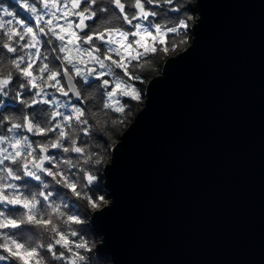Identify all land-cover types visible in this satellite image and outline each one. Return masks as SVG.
Instances as JSON below:
<instances>
[{"label": "water", "instance_id": "1", "mask_svg": "<svg viewBox=\"0 0 264 264\" xmlns=\"http://www.w3.org/2000/svg\"><path fill=\"white\" fill-rule=\"evenodd\" d=\"M193 8L192 46L110 148L88 219L109 264H264V0Z\"/></svg>", "mask_w": 264, "mask_h": 264}, {"label": "snow or ice", "instance_id": "2", "mask_svg": "<svg viewBox=\"0 0 264 264\" xmlns=\"http://www.w3.org/2000/svg\"><path fill=\"white\" fill-rule=\"evenodd\" d=\"M182 5L181 0H21L17 6L26 18L18 20L2 9L0 97L15 87L23 90L15 92L22 105L24 94L33 99L27 113L0 114V264H43L42 257L47 264H90L79 189L68 180L86 176L95 182L83 157L96 151L89 140L98 136L97 125L120 114L124 118L111 123L124 125L130 102L146 98L148 87L142 90L137 82L143 85L157 71L161 57L177 53L176 58L192 46V17L181 19L188 10ZM6 102L0 99V106ZM86 199L99 209L105 195ZM57 213L63 214V226L46 246L37 244Z\"/></svg>", "mask_w": 264, "mask_h": 264}, {"label": "clouds", "instance_id": "3", "mask_svg": "<svg viewBox=\"0 0 264 264\" xmlns=\"http://www.w3.org/2000/svg\"><path fill=\"white\" fill-rule=\"evenodd\" d=\"M17 3H21V0H17ZM182 6L185 7V5L183 4ZM186 17H191L190 15H188L186 12L181 16V19H185ZM199 20V14L197 16V21ZM194 25L190 26L189 28H193ZM192 35V33H191ZM195 37L192 36V40H194ZM12 90L9 89V94ZM9 96V95H8ZM16 96V95H15ZM33 98L29 97L23 100V105L24 108L27 109V106L29 105V103L31 102ZM131 113V109H129V113ZM7 117V116H6ZM124 116L123 114H120L118 116H108L106 121H101L98 125H97V129L99 131V133H104L105 135H108L109 137H111L112 133L115 132L116 130H118L117 126H114L111 121L114 119H123ZM39 121L32 125L33 128H38L39 127ZM96 130V129H94ZM89 144L92 146L93 149H95L96 151H93L91 153L90 156H85L83 157V159L87 160V163L83 165V168L85 170V172H90L92 174V176L96 177V180L94 183L92 182H87L86 180V176L84 178H80L78 177L75 181L69 179L68 183H75L78 186L79 189V202L81 204V206H83L84 208L87 209H91L93 210V212H96L97 210L100 209H105L107 207H109L112 203V199H111V203H109L108 200H104L101 205L100 208H95L92 207L91 204L88 202V200L86 198L93 196V194L95 195V197H100L101 196V190L104 192V195H107V190L105 189L104 185L106 183V178H105V171L106 168L112 163V158H113V151L111 149H109L106 146H101L99 144L95 143L94 138L89 140ZM47 147H50V144L46 143ZM85 151L87 152V148L85 149ZM109 155H111V163H108L106 160V157H108ZM75 163V162H73ZM72 166V165H69ZM55 179V178H53ZM59 183L61 185L65 184V181L63 179H61L59 181ZM87 183V187H85V184ZM99 186V190L96 191L95 188L96 186ZM71 196L73 198H76L77 193L76 192H72ZM62 213H57L55 217H53V228L51 229H45L44 231L40 232L39 238L36 239V243L37 244H41L44 243L46 246V242L49 238V236H51L52 232L57 228V227H62L63 225L60 224V217L62 216ZM103 240V238H102ZM42 262L43 264H47L46 258L42 257Z\"/></svg>", "mask_w": 264, "mask_h": 264}, {"label": "trees", "instance_id": "4", "mask_svg": "<svg viewBox=\"0 0 264 264\" xmlns=\"http://www.w3.org/2000/svg\"><path fill=\"white\" fill-rule=\"evenodd\" d=\"M181 3H183L185 5V8L188 9L186 13L192 17V20L189 21L190 23H192L196 16V13L193 8L194 0H181ZM17 5H18L17 0H16V3H14L13 0H0V15L3 14L2 9L6 8L8 11L16 14L15 19H25L26 18L25 11L21 10ZM6 19H11V18L6 17ZM189 39H190V35H189ZM186 46L187 45H185L183 48H185ZM183 48L178 49V51L182 50ZM173 54L175 53H171L170 55H173ZM166 57L168 56H163L159 59V61L156 63L157 71L153 72L152 75L148 76L147 79L144 80L143 85H140L139 82H137V87L141 88L142 90L144 89L146 82L151 77L157 75L160 72L161 65ZM4 63H7L6 59L4 60ZM10 89L12 91L10 92L8 97H0V99H4L7 101L2 107H0V114L4 116H18L21 114V109H23V111L27 113L28 109H25L24 105L21 104V98H19V100L17 101V97L15 96V92L19 89L15 87H11ZM19 91L23 92V90H19ZM29 97H30L29 95L24 94L22 96V99H26ZM141 105H142V102H135V101L130 102L129 107L131 109V113L128 114L125 124L117 126L118 130L113 132L111 137H109L108 135H105L104 133H99L97 137H94L95 143L101 146H106L110 149L111 146L114 145V143L119 139L121 132L124 130L126 125L131 121L132 116L141 107ZM33 139H36V138L34 137ZM105 141H107L106 145H105ZM106 160L109 161V156L106 157ZM101 195H104V192L102 190H101ZM105 199L108 200L107 195H105ZM77 204L79 207L78 214L81 215L82 219H84L85 225H87L86 229L81 232V235L84 237V239H86L89 242V245L92 248V252L89 254L90 264H109V260L107 258H100L99 256H97L95 252V243H97L98 238L92 232V228L88 224V219H89V216L92 210L84 208L83 206H81L80 202H77ZM3 264H9V262H3Z\"/></svg>", "mask_w": 264, "mask_h": 264}, {"label": "rangeland", "instance_id": "5", "mask_svg": "<svg viewBox=\"0 0 264 264\" xmlns=\"http://www.w3.org/2000/svg\"><path fill=\"white\" fill-rule=\"evenodd\" d=\"M29 15H30V14H29ZM17 20H18V19H17ZM190 24H191V23L189 22V25H190ZM18 100H19V98H17V101H18ZM3 105H4V104H3ZM3 105H2V106H3ZM2 106H0V107H2ZM95 244H96V243H95Z\"/></svg>", "mask_w": 264, "mask_h": 264}, {"label": "flooded vegetation", "instance_id": "6", "mask_svg": "<svg viewBox=\"0 0 264 264\" xmlns=\"http://www.w3.org/2000/svg\"><path fill=\"white\" fill-rule=\"evenodd\" d=\"M30 135V134H29Z\"/></svg>", "mask_w": 264, "mask_h": 264}]
</instances>
